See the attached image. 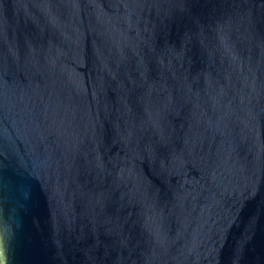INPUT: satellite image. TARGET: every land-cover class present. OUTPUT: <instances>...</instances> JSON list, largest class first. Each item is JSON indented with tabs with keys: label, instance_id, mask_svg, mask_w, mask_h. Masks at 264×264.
Masks as SVG:
<instances>
[{
	"label": "water",
	"instance_id": "1",
	"mask_svg": "<svg viewBox=\"0 0 264 264\" xmlns=\"http://www.w3.org/2000/svg\"><path fill=\"white\" fill-rule=\"evenodd\" d=\"M0 264H264V0H0Z\"/></svg>",
	"mask_w": 264,
	"mask_h": 264
}]
</instances>
